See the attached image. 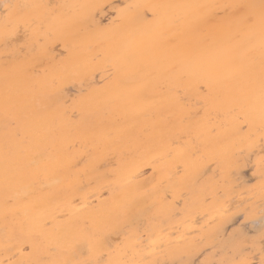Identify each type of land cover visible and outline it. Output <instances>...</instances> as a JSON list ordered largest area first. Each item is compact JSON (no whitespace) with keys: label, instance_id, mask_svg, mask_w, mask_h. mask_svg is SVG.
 <instances>
[{"label":"rangeland","instance_id":"obj_1","mask_svg":"<svg viewBox=\"0 0 264 264\" xmlns=\"http://www.w3.org/2000/svg\"><path fill=\"white\" fill-rule=\"evenodd\" d=\"M5 3L21 6L10 10L19 13L18 28L14 23L5 28ZM258 4L261 0H0V179L13 164L25 167L26 176H33L34 163L41 165L50 145L48 150L59 155L63 163L58 170L61 181L46 184L36 175L30 181L33 199L50 194L51 189L55 196L50 205L51 218H41L30 226L49 229L53 217L63 219L67 208L82 207L83 194L93 199L97 183L101 179L110 182L115 177L120 158L139 165L137 179H145L156 175L149 158L159 151L169 158L184 147L186 135L191 139L189 145H200L197 134L179 132L178 128L170 149L153 154L146 148L148 141L141 137L151 132L143 133L145 127L140 124L121 131L132 117L117 116L122 109L115 108V101H107L112 103L108 107L98 105L101 102H96L93 90L108 82L128 86L183 81L188 66V33L192 36L190 51L196 50L198 41L208 43L204 47L208 62L203 64L215 65L223 23L244 20L246 15L255 14ZM145 35L154 36L146 42ZM72 42L74 47H70ZM186 102L190 105L189 115L195 117L193 111L200 107L199 103L193 105V99ZM260 109L254 107L249 115L228 113L221 123L219 160L215 156L207 158L202 171L190 180L185 176L173 193L170 188L161 191L166 185L161 181L156 195H139L130 223L124 221L119 233L108 234L97 245L95 255L85 240L73 239L58 250L54 244L44 243L36 230L26 237L22 230L26 224L18 212L23 206L15 204L8 188L1 189L0 233L10 236V240L7 236L0 239V264H63L66 260L90 258L110 264H242L246 260L258 264L264 233V115ZM133 111L139 115L142 112L139 108ZM167 116L156 127L158 132L180 126L178 122L187 119V115ZM209 129V135L214 136L215 126ZM131 138L133 148L129 145ZM58 145H62L60 150ZM197 155V148H191L190 159ZM182 173V162L174 161L168 176L180 177ZM59 187L62 189L58 192ZM99 191L100 199L107 197V188ZM65 195L66 201H55ZM197 196L200 203L193 204L192 214L188 216V212L180 210L183 201ZM156 203H169L174 211L168 214L169 221L159 234H147L144 215ZM217 221L219 231L209 243L198 229ZM133 228L134 232L130 231ZM126 234L134 242L132 250L116 258L114 248L121 246ZM31 238L38 245L36 256L31 255L28 245ZM166 241L179 252L171 259H154ZM17 246L29 256L27 260L13 255L11 251H16ZM67 249L70 253L66 254Z\"/></svg>","mask_w":264,"mask_h":264},{"label":"bare ground","instance_id":"obj_2","mask_svg":"<svg viewBox=\"0 0 264 264\" xmlns=\"http://www.w3.org/2000/svg\"><path fill=\"white\" fill-rule=\"evenodd\" d=\"M258 5L255 12L257 17L260 14V4ZM209 28L212 29L211 27ZM149 36L154 35H145L144 41H151ZM191 37L188 33V66L185 73L186 77L183 81L139 82L128 86H114V84L108 82L94 88L93 92L94 97H96V102H101L97 103L98 105L108 107L112 103H108L107 101H115L117 102L115 104L117 107L115 108L119 107L118 110L120 108L122 109V111L117 110V116L128 119L132 117L128 123L122 126L123 129H120L121 131H126L140 124L145 127L143 133L147 131L148 133L149 131L151 132L148 135L142 134L141 137L144 141H148L149 146L146 148L152 149L153 154L159 150L170 149L169 143L172 142L174 131L178 128L179 132L197 134L195 138L199 140L197 143L200 145H189L191 139L186 135L182 141L185 143L184 147L176 149L169 158L163 155V159L162 154L164 152L161 153L159 151L158 154L149 158L151 160L152 170L156 172V175L148 176L145 179H137L140 176L139 165L124 161L120 158L118 163L121 164L114 170L115 177L112 181L105 182L101 179L94 189L93 199L83 194L81 196V208L78 210L67 208V215L63 219L53 217L50 228L46 230L42 226L37 229L38 226L34 227L30 226V224L38 222L44 217L51 218L53 212H51L52 208L50 205L55 196L52 195L53 190L51 189L50 194L47 192L42 196H38L36 200L33 199L31 197L32 184L30 181L34 180L35 175L39 178L42 177L43 183L46 184L61 181L62 178L58 175V170L62 167L63 163H60L62 158L60 159L59 155H55L54 152L52 153L51 150H48L52 146L50 145L45 150L44 158L41 159V165L39 166L38 163H34V174L30 177L26 176L25 167L22 168L19 165L13 164L10 171L4 173V176L0 179V190L8 188L10 191L9 195L12 196L15 204L23 206L18 212L21 222L26 224L24 227L22 226L23 233L26 237L30 238V234L33 233L32 230H36V232L42 235L44 243L54 244L58 250H61L58 247L70 245L73 239L85 240L90 253L92 255L97 254V245L103 242L108 234L119 233V228L124 221L130 223L132 220L131 217H134L133 210L135 209L133 207H137L135 204L139 195L143 193L156 195V192L159 191L161 181H165L166 185L160 190L170 188V191L173 193L174 187L184 181L185 176L190 180L191 177L195 178L202 171L207 158L215 156L219 160L218 154L220 152V144L222 143L221 123L223 124L224 117L228 113L240 111L245 115H249L251 110H254V107H261L260 110L264 115V94H262L261 87V68L262 62H264V36H262L259 23L254 26L246 24L244 20L223 23L222 32L219 36L217 63L215 62V65L212 66L203 64L204 62H208V59L204 57L207 53V49H204V47L207 48L208 43L198 41V44L195 43L196 50L191 52L189 48ZM74 45L73 42L70 43V47H74ZM200 52L201 54L198 56ZM104 94L105 96L101 97ZM185 99L186 101L191 99L195 100L196 104L193 105L199 103L200 107L193 111L194 115H196L195 117L189 115L188 108L190 105L187 104ZM136 108L141 109L142 112L140 111V115L133 111ZM167 113L171 115L175 114L178 118L180 116L185 118L184 116L187 115V119H184L183 123L178 122L180 126H169L168 129L166 127L158 132L156 127L165 121L166 117H168ZM211 125L216 128L214 136L209 135V127ZM129 142H131L129 144L130 148H133L134 140L131 138ZM61 146H57L59 150ZM194 147L197 148L198 155L190 159L189 152ZM15 158L20 157L16 156ZM177 160L182 162L183 173L180 177L172 178L168 176V171L171 169L172 163ZM100 186L107 188L108 195L106 198H99ZM61 189L62 187H59L58 192ZM73 193L77 195L76 190ZM66 197V195L63 198L58 197L55 201H66ZM193 198L188 197V202L183 201V206L180 208V210L188 212V216L194 212L195 207L193 204L200 203V200H197L198 196L195 199ZM22 199H25L24 204L21 203ZM192 200L197 202H192ZM238 203L240 204V202ZM63 204L66 205L67 202H63ZM171 211H174V208L169 203H156V207L144 215V218H146L144 231L147 234H159L158 232L162 231V228L168 223L169 220L167 217ZM188 221L186 222L188 223ZM219 228L220 225L217 221L212 226L200 227L198 232L202 235L203 239L209 240L208 242L210 243V240L215 238V234L218 233ZM0 229L2 230L3 228L0 227ZM2 231L0 233V239L1 237L7 236V240H10V236L3 235ZM130 231L134 232V228ZM129 236L128 234L124 235L121 246L114 248V257L120 258L129 249L132 250L134 242L132 241V237L130 238ZM211 236L212 238H210ZM170 243V241H166L164 248L155 252L153 258H174V255L179 250L171 246ZM186 243L187 245L191 244V241H186ZM28 245L32 253L31 255L36 256L35 253L39 252L38 245L32 238L28 239ZM18 246L14 247V249H17L16 251L11 252H13V255L18 254L21 259L27 260L29 256L23 255L21 252L22 248ZM4 247L8 248L10 245ZM186 248L188 249V247ZM192 248L191 250H194ZM67 253H70L68 249L66 250ZM153 262L151 261L149 264H153ZM114 264L118 263L114 262Z\"/></svg>","mask_w":264,"mask_h":264},{"label":"snow or ice","instance_id":"obj_3","mask_svg":"<svg viewBox=\"0 0 264 264\" xmlns=\"http://www.w3.org/2000/svg\"><path fill=\"white\" fill-rule=\"evenodd\" d=\"M21 6L17 5H11V4H4V16H5V28L7 29L9 24L14 23L15 27H19L20 19H19V13H14L10 11L13 8H19ZM248 7H255L254 5H250ZM17 17L15 21H13V17ZM244 22L250 26H254L257 23H259L261 27L262 36H264V0H261L260 4V14L257 17L255 14H248L244 17ZM261 87H262V94H264V62H262V68H261ZM102 243V242H101ZM260 256L261 259L259 260L258 264H264V233L261 235V246H260ZM63 264H110L108 261H104L100 258H90L85 259L82 261H64ZM242 264H257L256 261H244Z\"/></svg>","mask_w":264,"mask_h":264}]
</instances>
